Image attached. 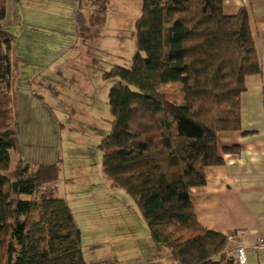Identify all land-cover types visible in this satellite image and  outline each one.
Listing matches in <instances>:
<instances>
[{"label": "trees", "instance_id": "obj_1", "mask_svg": "<svg viewBox=\"0 0 264 264\" xmlns=\"http://www.w3.org/2000/svg\"><path fill=\"white\" fill-rule=\"evenodd\" d=\"M157 1L141 0L130 64L104 71L116 82L108 95L110 131L99 146L103 173L133 197L152 243L168 259L235 264L236 233L204 227L190 191L206 184V168L225 163L217 134L241 128L246 78L262 72L251 13L243 6L227 14L224 0ZM108 3L80 0L79 38L88 40L91 28L105 22ZM86 7L95 12L90 19ZM5 16L0 0V264H87L70 206L45 193L60 166H32L20 151L15 93L6 86L14 37ZM175 84L179 93L167 94Z\"/></svg>", "mask_w": 264, "mask_h": 264}, {"label": "rangeland", "instance_id": "obj_2", "mask_svg": "<svg viewBox=\"0 0 264 264\" xmlns=\"http://www.w3.org/2000/svg\"><path fill=\"white\" fill-rule=\"evenodd\" d=\"M7 1L10 12L6 23L3 21L5 26L16 29L27 24L35 29L44 24L53 28L55 22H60L61 11L67 30L71 18L77 26L80 0L73 15L70 8H41L39 2L28 0L25 5L23 1L20 5ZM157 4L163 5L164 0ZM141 5V0H109L105 22L91 28L88 40L79 38L75 30L72 43H44L54 55L40 66L48 70L35 73L30 85L34 100L47 105L53 115L32 112L31 107L18 111V141L23 159L32 166H60L58 179L48 184L45 193L48 197L64 198L70 206L81 232L87 264H167L163 249L152 243L133 197L123 189L113 188L105 178L99 147L110 131L108 95L116 82L105 79L104 71L112 65H129L136 54L135 22ZM88 7L83 9L90 19L95 12L90 13ZM14 17L19 18L18 24L12 22ZM61 45L69 51H59L56 46ZM14 74L16 77L17 71ZM178 89L175 84L165 91L173 95ZM34 92L43 100L37 99Z\"/></svg>", "mask_w": 264, "mask_h": 264}, {"label": "crops", "instance_id": "obj_3", "mask_svg": "<svg viewBox=\"0 0 264 264\" xmlns=\"http://www.w3.org/2000/svg\"><path fill=\"white\" fill-rule=\"evenodd\" d=\"M5 1L6 23L10 9ZM21 1L26 4V0H13L12 4L20 5ZM28 1L39 2L41 8H70L73 15L79 0ZM243 6L251 13L262 72L246 78V91L240 97L241 128L217 134L219 154L225 163L206 168V184L192 188L190 194L196 216L204 227L222 233L235 232L234 244L244 245L247 264H264V253L256 254L252 249L256 240L264 237V0H224L227 14H236ZM59 17L60 22H55L53 28L43 24L31 29L27 24H20L21 27L18 25L19 28L14 29L6 24L5 28L17 38L6 53V86L15 93L17 112L23 107L27 110L31 107L32 112L53 115L47 105L32 97L30 79L35 73L48 70L40 66L54 55L49 51L51 47L46 49L44 43H72L76 39L75 19L71 18V27L67 30L62 11ZM18 20L14 17L12 22L18 24ZM56 47L59 51H69L63 45ZM54 125L55 131L56 123ZM162 252L167 264H176L168 259L167 251L163 249Z\"/></svg>", "mask_w": 264, "mask_h": 264}, {"label": "built area", "instance_id": "obj_4", "mask_svg": "<svg viewBox=\"0 0 264 264\" xmlns=\"http://www.w3.org/2000/svg\"><path fill=\"white\" fill-rule=\"evenodd\" d=\"M235 237H232L234 239ZM237 244V243H236ZM253 251L256 254H261L264 253V237H259L254 246H253ZM234 260L235 264H247V257L245 253V247H243L241 244H237L235 246L234 252Z\"/></svg>", "mask_w": 264, "mask_h": 264}, {"label": "clouds", "instance_id": "obj_5", "mask_svg": "<svg viewBox=\"0 0 264 264\" xmlns=\"http://www.w3.org/2000/svg\"><path fill=\"white\" fill-rule=\"evenodd\" d=\"M236 246V245H235Z\"/></svg>", "mask_w": 264, "mask_h": 264}]
</instances>
